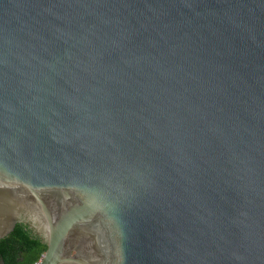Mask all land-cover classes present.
<instances>
[{"label": "water", "instance_id": "obj_1", "mask_svg": "<svg viewBox=\"0 0 264 264\" xmlns=\"http://www.w3.org/2000/svg\"><path fill=\"white\" fill-rule=\"evenodd\" d=\"M40 264H264V0H0V240Z\"/></svg>", "mask_w": 264, "mask_h": 264}, {"label": "trees", "instance_id": "obj_2", "mask_svg": "<svg viewBox=\"0 0 264 264\" xmlns=\"http://www.w3.org/2000/svg\"><path fill=\"white\" fill-rule=\"evenodd\" d=\"M45 250V244L30 239L20 226H16L12 235L0 240V264H32Z\"/></svg>", "mask_w": 264, "mask_h": 264}, {"label": "built area", "instance_id": "obj_3", "mask_svg": "<svg viewBox=\"0 0 264 264\" xmlns=\"http://www.w3.org/2000/svg\"><path fill=\"white\" fill-rule=\"evenodd\" d=\"M42 258H43V254H41V256L39 257V259L37 261H35L34 263H32V264H40L41 261H42Z\"/></svg>", "mask_w": 264, "mask_h": 264}]
</instances>
